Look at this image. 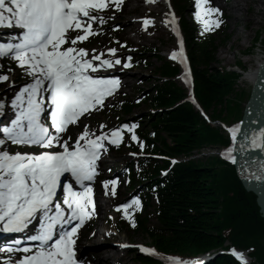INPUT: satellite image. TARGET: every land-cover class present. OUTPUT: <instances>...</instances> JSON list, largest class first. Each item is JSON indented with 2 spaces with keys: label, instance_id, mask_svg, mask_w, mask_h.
<instances>
[{
  "label": "snow or ice",
  "instance_id": "1",
  "mask_svg": "<svg viewBox=\"0 0 264 264\" xmlns=\"http://www.w3.org/2000/svg\"><path fill=\"white\" fill-rule=\"evenodd\" d=\"M122 3L123 0H0V28L16 33L0 43V58L15 61L30 78L10 98L13 116L0 127V231L23 232L34 220L39 224L35 233L27 236V240L38 243L0 249L10 254L4 264H78L79 230L96 210L91 182L98 175V161L109 144L118 147L123 142L124 130L131 133L133 141L139 140L133 131L136 125L128 124L108 131H103L104 124L100 130L83 124L74 140L69 135L70 126H80L82 117L104 108L105 100L120 88L119 77L106 73L116 65L131 67V56L122 63L116 47L97 50L81 46L90 37L103 34L102 28H94L106 23L101 13L113 7L119 11ZM195 7V18L204 32L220 27L223 21L214 19L213 14L221 10L211 6V0H195ZM167 15L179 37L176 17L171 12ZM143 23L146 27L153 21L145 18ZM171 58L180 59L185 65L188 82L182 41ZM2 69L0 64V82L9 81ZM12 71L11 67L7 69ZM12 84L14 81L9 87ZM7 106L6 100L0 98V116L5 115ZM227 130L235 143L239 125ZM260 136V140L253 136L251 148L264 150V130ZM9 144L41 150L13 152L9 151ZM140 147L143 149V142ZM234 151L229 147L223 153L233 164L237 162ZM259 169L249 173L248 178L264 180V162ZM241 170L247 171L246 163ZM117 182L103 181L105 189L112 186V196L116 195ZM132 206L140 208L141 201L135 198L131 204H120L117 211L122 209L125 217L131 219L128 210ZM131 222L135 227V221ZM139 249L156 254L152 248ZM18 252L23 255L14 260L12 254ZM231 252L239 264H248L242 252L235 248ZM166 259L170 264H200L180 257Z\"/></svg>",
  "mask_w": 264,
  "mask_h": 264
},
{
  "label": "trees",
  "instance_id": "2",
  "mask_svg": "<svg viewBox=\"0 0 264 264\" xmlns=\"http://www.w3.org/2000/svg\"><path fill=\"white\" fill-rule=\"evenodd\" d=\"M183 28L199 103L205 110L212 108V118H239L242 104L227 97L233 94L237 74L212 66L218 62L216 39L195 38L193 28L186 21ZM176 71V66L163 60L156 71L160 77L148 91L152 112L146 114L147 123L139 131L148 149L178 157L205 145L227 144L228 138L218 126L207 123L193 107L181 102L184 89L171 79ZM123 109L130 112L132 104L126 101ZM152 161L143 159L140 163L142 176L158 187L156 225H148L147 217L139 221L140 230L150 244L180 255L233 246L246 249L254 259L253 264H264V219L255 194L244 189L233 165L216 156L205 161L179 162L158 182V169L167 162L160 165ZM135 255L141 263L150 262ZM209 264L239 263L224 254Z\"/></svg>",
  "mask_w": 264,
  "mask_h": 264
},
{
  "label": "rangeland",
  "instance_id": "3",
  "mask_svg": "<svg viewBox=\"0 0 264 264\" xmlns=\"http://www.w3.org/2000/svg\"><path fill=\"white\" fill-rule=\"evenodd\" d=\"M140 0H129L127 2V5L125 9L123 10V13L121 14L120 20L124 19H132L135 21V19L139 16H145V15H152L154 17H159L164 14L165 9L164 7L160 8L158 11L154 10H142V7L139 3ZM233 0H230L229 2H223V4L227 7V13L229 15V18L227 19L226 27L224 28L223 32H217L215 33V36L217 37V43H218V49L215 52V56L218 59L219 63H214L213 66H223L227 70H237L239 73L242 71H250L252 68H254L256 62H257V55L259 52H264V9H262L263 14L257 15L255 14V11L257 9V3L255 0H241L242 9L237 11L235 8L230 7V3H232ZM134 6V8H131V6ZM139 8L137 9V7ZM249 7V11L247 8ZM178 10V9H177ZM187 10V11H186ZM183 11V15L187 20L188 18V9ZM126 13V14H125ZM180 13V12H179ZM253 14V16H251ZM242 18L240 20L236 18ZM253 17L248 24L246 22L248 21V18ZM118 20V21H120ZM258 20V22L256 21ZM117 21V20H115ZM112 25H116L112 24ZM112 27V26H110ZM138 22H135V30L138 32V36L134 35L132 33L125 34L122 33L121 30L118 32L114 31L112 32V29L109 28L104 32V27H102L103 34L98 36L97 39L93 43L90 44V46L87 45V47L95 48L99 50L100 44H105L110 42L108 36H116L119 37L120 40L126 41L132 48L133 54L136 55L134 57V60L138 61L137 66L133 67L131 70L127 73V79L131 80V76H134L133 80L131 81V85H127L123 91H121L116 97L112 99V103L120 99L123 95H128L131 97L136 96L135 98H139L142 96V91L139 92L140 89H150L151 85L155 82V79H157L156 73L154 72L155 67H157L160 63V59L156 58L154 56V53H158L162 58L166 59L165 54L168 52V49L173 48V42L172 39L169 37V34L167 31L161 29V28H154L152 32H148V34H144L138 31ZM228 35L229 38L226 40L224 44H219V41L222 36ZM256 35V36H255ZM260 35V36H258ZM144 37V38H143ZM146 38V39H145ZM149 39V40H147ZM112 42V41H111ZM115 46V45H114ZM147 47L151 50L148 49ZM139 51H142L143 54H140ZM246 51V52H245ZM147 60V66L145 63L140 60L142 56ZM240 65H238V63ZM138 72L137 74H134V72ZM236 73V72H235ZM245 74H240L239 77H237L235 88L233 87V94L227 95L229 99L233 101H238L239 103L244 106L248 92L250 90V84L247 80H244ZM5 88L7 85L4 86ZM139 92V93H138ZM139 105H137L134 110L133 114L135 116L144 115L148 111V105L144 101V99H141L140 102H138ZM116 107V106H115ZM115 107L110 111H104L100 113L99 115H96V113L90 115L87 117L84 121L85 124H88L90 127L94 129L96 127L97 123L104 122L105 125L111 126L114 122H116L120 117L121 114L119 111L115 109ZM219 108V105L217 106ZM212 109V108H211ZM206 110V112L210 115V118L213 120L214 118L211 117L212 110ZM93 117V121H92ZM118 117V118H117ZM236 118L231 117L228 118V120L222 119V126H229L231 123L235 122ZM82 124V123H81ZM214 124V123H212ZM224 129V128H223ZM207 155H201L199 158H206ZM125 151L122 152H113L109 158L107 159L105 165L113 162L114 165L119 168L120 164L126 163L127 158ZM149 212H152L153 208L148 209ZM107 213V212H106ZM105 218V215H104ZM149 223L154 224L155 221L152 218V216H149ZM96 226L98 228H101L102 223L100 221L96 222ZM111 234L115 235L116 237H113L114 240L118 239H125L129 242H140V243H146L148 244V239L145 237V235L136 230H132L131 228L127 226H120V232L114 233L111 232ZM118 235V237H117ZM84 238L81 239V244L83 245H92L91 248H95L99 243H95L89 238L90 233H85ZM101 239V238H99ZM82 245V246H83ZM110 261L109 264H138L133 256L127 251H121L119 253H112L110 252ZM97 264H99L97 262Z\"/></svg>",
  "mask_w": 264,
  "mask_h": 264
},
{
  "label": "water",
  "instance_id": "4",
  "mask_svg": "<svg viewBox=\"0 0 264 264\" xmlns=\"http://www.w3.org/2000/svg\"><path fill=\"white\" fill-rule=\"evenodd\" d=\"M262 130H264V55L255 71L250 94L242 112L237 140L233 145L235 149L233 154L237 158L234 164L237 176L244 188L256 195L260 214L264 218V180L248 178L249 173L259 172V165L264 162V150L250 147L253 136L257 140L261 139ZM245 163L247 171H242Z\"/></svg>",
  "mask_w": 264,
  "mask_h": 264
},
{
  "label": "bare ground",
  "instance_id": "5",
  "mask_svg": "<svg viewBox=\"0 0 264 264\" xmlns=\"http://www.w3.org/2000/svg\"><path fill=\"white\" fill-rule=\"evenodd\" d=\"M143 2V4H141L142 10L145 9H149V10H153L154 6L150 5V4H146L147 0H140ZM241 0H233L232 1V6H234V8L240 12V10L242 9V4L240 2ZM255 2L258 4L257 5V9L255 11V14L257 15H262L263 11L262 9H264V0H255ZM219 4V0L218 3ZM131 8H134V6L132 5ZM247 10L249 11V7L247 8ZM251 16H253V14H251ZM121 18V14L120 15H116V16H112V21L115 22V20H117L118 23H121L122 26H125L122 28V33L125 34L127 36V34L134 32V35L138 36V32L135 30V22L132 19H124V20H120ZM253 17L248 18V21L246 22V24L249 23V21L252 19ZM238 20L242 19L240 17L236 18ZM120 20V21H118ZM258 22V20H256ZM144 38V37H143ZM146 39V38H145ZM149 40V39H147ZM138 72H134V74H137ZM136 75L131 76V80L126 79L125 81L122 82V85H128L129 83H131V81L134 79L133 77ZM245 79H249L251 80L252 78H254V72L252 73L251 71L247 72L244 76ZM103 207H105V204H103ZM103 235V233L101 231H94L93 235H92V241L95 243H99V236ZM104 237V236H103ZM104 243H108V241H104ZM93 245V244H92ZM113 249L111 248H99L98 250H96L94 253H91V251H87L85 250V248H82V253H84V255L88 258H90L91 260H95L97 261L99 264H109L110 261V252ZM119 250V249H117ZM116 253H119V251H115Z\"/></svg>",
  "mask_w": 264,
  "mask_h": 264
}]
</instances>
